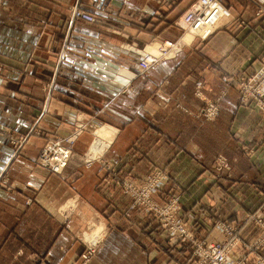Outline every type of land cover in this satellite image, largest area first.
Listing matches in <instances>:
<instances>
[{
	"label": "crops",
	"instance_id": "crops-1",
	"mask_svg": "<svg viewBox=\"0 0 264 264\" xmlns=\"http://www.w3.org/2000/svg\"><path fill=\"white\" fill-rule=\"evenodd\" d=\"M193 1L2 0L0 264L174 263L159 226L103 184L99 160L69 165L63 176L35 164L45 139L71 131L74 109L111 133L101 160L134 175L166 167L171 179L162 190H176L180 212L201 234L208 233L207 218L239 221L263 200L264 112L253 101L241 104L235 84L224 80L247 77L260 66L264 14L256 16V2L264 0H217L223 14H210L204 32L183 31L174 21ZM74 5L99 18L70 23ZM167 40L176 43L175 54L134 73L135 57L124 45ZM61 51L64 62L57 65ZM119 65L130 77L118 75ZM48 81L52 97L45 106ZM197 84L209 99L225 90L217 117L204 123L196 117L203 102L194 95ZM35 127L39 134L23 145L11 143ZM87 127L74 145L77 155L87 149L94 125ZM219 154L228 158L230 176L213 183L204 174ZM103 220L112 227L84 262L81 255L101 225L96 233L86 229ZM248 226L240 232L243 242L253 235ZM187 249L176 247L175 256Z\"/></svg>",
	"mask_w": 264,
	"mask_h": 264
},
{
	"label": "rangeland",
	"instance_id": "rangeland-1",
	"mask_svg": "<svg viewBox=\"0 0 264 264\" xmlns=\"http://www.w3.org/2000/svg\"><path fill=\"white\" fill-rule=\"evenodd\" d=\"M1 4L2 0L0 6ZM256 5V16L263 15L264 2L257 1ZM77 8L86 11L77 5L72 6L69 13L70 23L77 20L72 18V14H74L73 12ZM88 13L94 15V13ZM94 16L97 17L96 15ZM97 18H99V16ZM204 20V22H202L203 20L197 21L196 23L192 24L191 26H187L184 29L176 26L175 24L174 26L183 31L191 30L193 27V29L198 28L197 32H204L207 29L205 27L206 19ZM206 34L207 33H204L203 35ZM165 42H171L172 47L163 53L159 51V46L163 45ZM124 47L127 52L132 53L135 57L134 67H136V70L134 73L143 71L147 67L158 65L161 61L172 57L175 54L174 52L178 50V48H176V43L170 40L163 42H152L151 44L141 46L125 44ZM145 53H147L146 57ZM62 57L63 51H61L57 65L64 62V60L61 62ZM116 70L120 77L127 78L131 75V71L129 72V70H127L122 65H119ZM256 75L258 79L255 83H251V85H245L248 83L251 77ZM52 82L53 81H48L43 85V103L45 106L52 97V92L50 89H48V86L51 85ZM163 82H166V80L164 79ZM230 82L235 84L238 91V99L241 104L247 105L253 101L254 105L258 107L259 110L264 112V94L259 95L257 92L258 88L262 87L264 83V55L261 58L260 66L254 73L248 75L247 77H232L231 79L229 78L224 80L225 85L230 84ZM224 93L225 90H222L218 97L215 99H209L205 96V94H203L200 84L196 85L194 95L203 101L200 110L196 113V117L200 123L213 120L206 119V116L211 113L213 106L217 107L219 113V99L224 95ZM248 98L251 99L248 100ZM43 110H45V107ZM79 113L80 112L77 109H74V112L68 113L69 118L72 120V128L69 133L56 135L43 141L35 157V164L40 165V155L43 154L42 150L49 142H60L61 147L69 151L70 155L64 170L69 165L73 166L77 164V166H84L90 165L93 161L99 160V162H101L102 169L104 170V174L101 179L103 184L113 185L115 189L119 190L123 195L130 199V209H138L141 213H143L159 226L165 239L166 250L168 253L170 252V256L173 255V264H180V262H183L184 259L185 264H264V198L259 204L247 211L239 221L207 218L209 224L207 227L209 228L208 233L201 234V232L197 230V226L189 218L187 219V215H184L186 213L182 214L180 212V196L178 193H176V190L175 192L172 190V188H168V192H164L162 190L165 182L167 181L166 183H168L171 179V174L166 167L152 166L144 175H137L136 173L134 175L130 171H122V169H120V164L117 165L107 160H101L100 156L103 152L91 159L87 157L89 147L91 146L95 136V130L106 124L97 123L96 120L92 119L90 116L84 117L83 115L86 114L83 112L81 114ZM203 119H206V121ZM89 124L94 125V127L89 130L90 139L87 143V149L80 155H77L74 150V145L81 133L84 130L88 131L87 126ZM39 132L40 130L35 127L32 128L29 133L19 135L17 137H11L10 141L12 144L19 147L23 145L30 136L37 135ZM48 155L49 157H52L53 151H51ZM217 156L218 155H216L212 161L211 169L204 174V178L207 176L208 180L213 183H217L220 180L230 176L231 164L228 158L226 157L229 162L230 169H217ZM158 169L167 174L168 178L163 183H159L157 179L155 171ZM63 172L60 174H53L63 176ZM73 173L70 179L73 178ZM171 201H176V213ZM100 222L101 221H92L89 223V226L86 229V233L91 232L95 225H101V230L97 234L98 236L95 242L88 243L84 240L86 243H88L87 251L83 252L81 255V258L84 262L89 261L95 255L94 253L95 249L97 248L96 246L99 245H97L98 241H100V239L103 237L105 231L110 226L112 227L110 223H106L104 220L103 223ZM246 225H249L248 227L250 228L251 232L253 231V235L247 242H243L240 240V232ZM181 228L185 229V231L183 232ZM83 238L84 235L82 236V239ZM181 246L188 248L187 254L184 255V253H181L183 256L176 257L178 255L176 254L175 256L174 249ZM223 253H225L227 258L224 262L220 263L218 260L220 255ZM156 254L157 253H152L151 258L153 259ZM181 258H183V260ZM159 260L160 259L157 261Z\"/></svg>",
	"mask_w": 264,
	"mask_h": 264
},
{
	"label": "built area",
	"instance_id": "built-area-1",
	"mask_svg": "<svg viewBox=\"0 0 264 264\" xmlns=\"http://www.w3.org/2000/svg\"><path fill=\"white\" fill-rule=\"evenodd\" d=\"M1 3V0H0ZM72 14L73 19L82 20L88 23L95 22L96 17L93 14H90L86 11H83L81 9H76ZM210 13H214L217 16H220L223 14V10H221L217 5V0H194L187 10L183 12L181 16H179L175 21L174 24L182 29H184L187 26H191L192 24L196 23L197 21L204 22ZM166 47V48H164ZM172 47L171 42H165L163 45L159 46V51L165 53L167 49H170ZM259 77V76H258ZM257 75L250 78L248 83L245 85H251V83H255L257 81ZM254 81V82H253ZM245 88V86H244ZM199 92V91H198ZM257 92L259 95L264 94V83L263 86L258 88ZM199 95V94H198ZM251 98H248V100ZM212 108V106H211ZM218 113L217 107L213 106L211 113L206 116V119H215L216 115ZM203 116V115H202ZM204 118V117H203ZM206 119H203L206 121ZM71 139V138H70ZM53 151L52 157H49V153ZM42 155H40V166L47 169L51 173L60 174L63 172L66 162L69 158V151L67 149H64L61 147L60 142H49L44 146V149L42 150ZM217 163L216 166L217 169H225L229 170V162L226 157L223 155L217 156ZM157 175V179L159 183H163L167 180V174L161 171L160 169L155 171ZM167 182V181H166ZM165 182V183H166ZM176 200V199H175ZM173 208L175 210V213L177 212L176 208V201H171ZM160 209V208H159ZM174 213V217H175ZM181 230L184 232L185 229L181 228ZM227 256L225 253L220 255L219 262L222 263L226 260Z\"/></svg>",
	"mask_w": 264,
	"mask_h": 264
},
{
	"label": "bare ground",
	"instance_id": "bare-ground-1",
	"mask_svg": "<svg viewBox=\"0 0 264 264\" xmlns=\"http://www.w3.org/2000/svg\"><path fill=\"white\" fill-rule=\"evenodd\" d=\"M141 53H144V52H141ZM146 55L147 53H145V57ZM94 134L95 136H94L93 142L91 146L89 147V150L87 153V157H89L90 159L98 156L108 146L112 138L111 133L104 129L98 128L96 129ZM98 230L99 228L94 227L93 232L96 233ZM84 239L86 240L89 239V235H85Z\"/></svg>",
	"mask_w": 264,
	"mask_h": 264
}]
</instances>
